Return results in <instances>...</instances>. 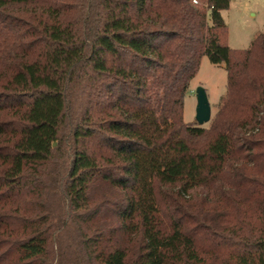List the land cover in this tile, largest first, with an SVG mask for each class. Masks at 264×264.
<instances>
[{
	"label": "trees",
	"instance_id": "trees-1",
	"mask_svg": "<svg viewBox=\"0 0 264 264\" xmlns=\"http://www.w3.org/2000/svg\"><path fill=\"white\" fill-rule=\"evenodd\" d=\"M229 5L0 0V264H264V33L231 49Z\"/></svg>",
	"mask_w": 264,
	"mask_h": 264
},
{
	"label": "rangeland",
	"instance_id": "rangeland-1",
	"mask_svg": "<svg viewBox=\"0 0 264 264\" xmlns=\"http://www.w3.org/2000/svg\"><path fill=\"white\" fill-rule=\"evenodd\" d=\"M227 26V45L242 50L249 47L256 34L264 33V0H230L229 8L221 12ZM226 72L222 66L209 63L203 57L196 76L190 81L184 98L183 120L187 124H198L195 120L196 96L202 88L211 109V118L216 114L221 97L225 94ZM210 122L202 127L208 128Z\"/></svg>",
	"mask_w": 264,
	"mask_h": 264
},
{
	"label": "water",
	"instance_id": "water-1",
	"mask_svg": "<svg viewBox=\"0 0 264 264\" xmlns=\"http://www.w3.org/2000/svg\"><path fill=\"white\" fill-rule=\"evenodd\" d=\"M196 96V111L195 120L198 126H203L204 124L210 122L211 119V109L208 103V99L205 91L202 88H198L195 92Z\"/></svg>",
	"mask_w": 264,
	"mask_h": 264
}]
</instances>
